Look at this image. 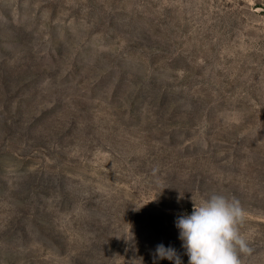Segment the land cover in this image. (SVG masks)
Segmentation results:
<instances>
[{
    "label": "rangeland",
    "instance_id": "obj_1",
    "mask_svg": "<svg viewBox=\"0 0 264 264\" xmlns=\"http://www.w3.org/2000/svg\"><path fill=\"white\" fill-rule=\"evenodd\" d=\"M212 194L264 264V0H0V264H188Z\"/></svg>",
    "mask_w": 264,
    "mask_h": 264
},
{
    "label": "clouds",
    "instance_id": "obj_2",
    "mask_svg": "<svg viewBox=\"0 0 264 264\" xmlns=\"http://www.w3.org/2000/svg\"><path fill=\"white\" fill-rule=\"evenodd\" d=\"M245 222L246 211L235 198L212 194L193 202L191 214H182L175 222L188 264H244L242 256L253 251L242 231ZM155 254L159 259L182 264L173 247L159 244Z\"/></svg>",
    "mask_w": 264,
    "mask_h": 264
}]
</instances>
